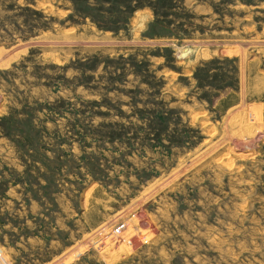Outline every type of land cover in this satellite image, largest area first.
Returning a JSON list of instances; mask_svg holds the SVG:
<instances>
[{"label": "rangeland", "instance_id": "obj_1", "mask_svg": "<svg viewBox=\"0 0 264 264\" xmlns=\"http://www.w3.org/2000/svg\"><path fill=\"white\" fill-rule=\"evenodd\" d=\"M0 264H264V0H0Z\"/></svg>", "mask_w": 264, "mask_h": 264}]
</instances>
